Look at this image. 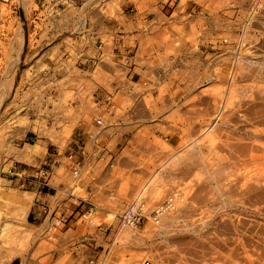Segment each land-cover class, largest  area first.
<instances>
[{"label":"rangeland","instance_id":"1","mask_svg":"<svg viewBox=\"0 0 264 264\" xmlns=\"http://www.w3.org/2000/svg\"><path fill=\"white\" fill-rule=\"evenodd\" d=\"M23 2L3 4L0 24V264H264V0L104 3L141 31L143 63L163 71L158 92L142 96L148 108L118 138L116 164L88 165L73 197L50 196L58 210L41 224L27 222L36 195L15 174L30 176L80 127L52 119L66 103L62 85L47 94L54 82L27 76L36 5ZM141 188L144 215L128 232L117 213Z\"/></svg>","mask_w":264,"mask_h":264},{"label":"built area","instance_id":"2","mask_svg":"<svg viewBox=\"0 0 264 264\" xmlns=\"http://www.w3.org/2000/svg\"><path fill=\"white\" fill-rule=\"evenodd\" d=\"M10 1L0 0V24L2 5ZM105 2L34 0L33 24L27 36L24 63L29 80L54 82L45 91L51 95L57 94L62 85L66 103L60 112L52 114V119L59 126L74 123L80 127L76 139L62 152L56 149L48 154L40 168L45 177L43 185H60L59 191L71 197L75 182L88 165L111 167L121 158L118 138L134 114L148 108L142 96L158 92L156 80L163 74L143 63L146 57L141 55L142 43L135 37L140 30H127L121 23L124 19L114 17L118 13L107 8ZM67 108L71 110L68 115ZM50 121V125L54 123ZM52 173L55 175L49 182L46 177L51 178ZM18 177L23 185L25 180ZM143 192L141 189L117 213L121 226L140 222L145 208ZM181 196V191L169 195L152 211L154 217L158 219ZM50 213L54 215V209ZM59 218L66 222V218ZM141 264L153 262L144 260Z\"/></svg>","mask_w":264,"mask_h":264},{"label":"crops","instance_id":"3","mask_svg":"<svg viewBox=\"0 0 264 264\" xmlns=\"http://www.w3.org/2000/svg\"><path fill=\"white\" fill-rule=\"evenodd\" d=\"M58 149V148H56ZM54 149V150H56ZM48 154H52V153H47L46 156H48ZM46 158V157H45ZM44 158V160H45ZM44 162V161H43ZM42 164L37 167V168H32L31 170V174L30 176H23V179L25 180V183H27L31 189L35 192V200L33 205L30 207V210L27 214V222L30 224H41L45 221V219L48 216V213L51 209L50 206V196H53L56 194L57 191H59V187L60 185H43V180L45 179V177L43 175H41V168ZM18 174V173H17ZM16 175V177L14 178L15 180H21L20 177H18V175ZM55 174L52 173L51 178L46 177V180H48L50 182L51 179H53ZM63 205L66 203H62ZM61 205V207L63 208V212L61 213L62 218H67V214L66 211H68V208H66L65 206ZM58 210V207H56L54 209V215L56 214V211ZM74 208L71 210L74 212ZM78 212V211H77ZM76 212V213H77ZM67 215V216H66ZM67 220V219H66ZM7 264H21V260L18 258H14L12 260H10Z\"/></svg>","mask_w":264,"mask_h":264},{"label":"bare ground","instance_id":"4","mask_svg":"<svg viewBox=\"0 0 264 264\" xmlns=\"http://www.w3.org/2000/svg\"><path fill=\"white\" fill-rule=\"evenodd\" d=\"M24 0H21V2H23ZM28 1V0H27ZM26 2V1H25ZM15 3H16V0H15ZM24 3V2H23ZM143 31V30H142ZM147 31V30H146ZM141 32V31H140ZM143 33V32H142ZM18 34V33H17ZM17 48H16V56H15V62H18V60H19V58H20V53L22 52V46H23V41H24V36H23V32H22V30H19V35H18V38H17ZM145 45V44H144ZM142 48H143V46H142ZM147 48H149V47H144V52H145V49L147 50ZM12 49V48H11ZM149 51H151V49L149 48ZM13 52V51H12ZM142 53H143V51H141ZM7 53H9V52H7ZM11 53V52H10ZM142 53H141V55H142ZM146 53H148V51H146L145 52V54ZM151 53V52H150ZM148 54V56L149 55H151V54ZM147 56V57H148ZM149 58V57H148ZM146 59V58H145ZM146 61V60H145ZM144 61V62H145ZM146 62H148V61H146ZM145 64V63H144ZM147 64V63H146ZM149 66V65H148ZM6 74H8V73H6ZM151 112V111H150ZM160 116V115H159ZM135 118V117H134ZM152 126V125H151ZM144 160V159H143ZM128 162V161H127ZM143 162V161H142ZM123 163V162H122ZM125 165H127L126 163H124ZM130 166V165H129ZM113 177V176H112ZM143 178H145V177H143ZM148 178V177H147ZM144 181V180H143ZM150 181V180H149ZM147 182V181H146ZM152 182V181H151ZM144 183V182H143ZM139 184H140V182H139ZM144 185V184H143ZM136 186V185H135ZM141 186H142V184H141ZM144 188V187H143ZM142 189V188H141ZM162 203V202H161ZM160 203V204H161ZM173 206H170V207H168L167 208V210L165 209V211L164 212H162V214H161V216L159 217V220H160V218L161 217H163V215L165 214V213H167L171 208H172ZM110 217V216H109ZM122 228H124V230H126V231H132V230H135L136 229V225L134 224V223H132V224H127V225H124Z\"/></svg>","mask_w":264,"mask_h":264}]
</instances>
